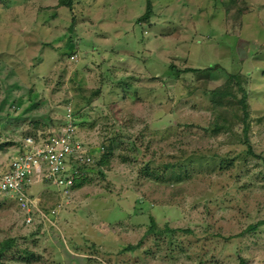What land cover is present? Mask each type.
Masks as SVG:
<instances>
[{
	"label": "rangeland",
	"instance_id": "374dc122",
	"mask_svg": "<svg viewBox=\"0 0 264 264\" xmlns=\"http://www.w3.org/2000/svg\"><path fill=\"white\" fill-rule=\"evenodd\" d=\"M69 106L104 161L0 264H264V0H0V166Z\"/></svg>",
	"mask_w": 264,
	"mask_h": 264
},
{
	"label": "built area",
	"instance_id": "2783aa9c",
	"mask_svg": "<svg viewBox=\"0 0 264 264\" xmlns=\"http://www.w3.org/2000/svg\"><path fill=\"white\" fill-rule=\"evenodd\" d=\"M104 145L85 142L69 106L63 124L49 134H29L22 138L20 150L0 166V195L11 198L19 212L21 222L32 225L45 221L57 213V207H42L41 194L30 188L40 183H51L62 200L69 197L76 178L100 160Z\"/></svg>",
	"mask_w": 264,
	"mask_h": 264
},
{
	"label": "trees",
	"instance_id": "16d2710c",
	"mask_svg": "<svg viewBox=\"0 0 264 264\" xmlns=\"http://www.w3.org/2000/svg\"><path fill=\"white\" fill-rule=\"evenodd\" d=\"M149 10H150V5H147V8H146V11H145V13L142 15V16H140V19H145V18H147L148 17V15H149ZM102 157V156H101ZM104 161V158H100V160L97 162L98 164L99 163H102ZM151 226H150V229H151V231H155L156 230V227H157V225H156V222H155V220H154V218H151ZM264 223V220H261V221H259V222H257V224H255V225H253V226H250V229H255L256 228V225H258V224H263ZM164 230H168V231H170V229L169 228H165ZM163 230V231H164ZM15 242H14V240H12V239H5V240H3L1 243H0V257L2 256V254H3V252H6L13 244H14ZM135 245H128L127 247H126V249H128V250H132V249H135Z\"/></svg>",
	"mask_w": 264,
	"mask_h": 264
}]
</instances>
